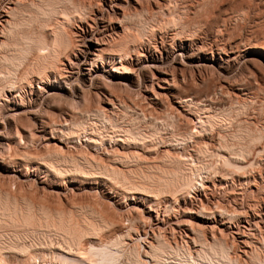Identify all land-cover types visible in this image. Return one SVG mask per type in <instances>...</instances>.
Returning <instances> with one entry per match:
<instances>
[{"label":"bare ground","instance_id":"obj_1","mask_svg":"<svg viewBox=\"0 0 264 264\" xmlns=\"http://www.w3.org/2000/svg\"><path fill=\"white\" fill-rule=\"evenodd\" d=\"M85 2L82 0H0V98L3 97L8 102V105L2 107L0 113L2 117L11 114L12 118L16 119V122L15 119L12 122H15V130L18 134H20V128L25 125L34 127L41 132L42 138H45L49 146H47L49 160L43 164L56 178L69 177L72 179V183L90 180L92 182L86 184L91 185L103 182L110 185L111 189L121 188L131 194L135 203L139 199L136 195L143 196L152 202L146 211L148 218L151 219L152 211H155L153 206L155 200L159 199L160 201L161 198L167 197L178 201L179 198H192L200 189H209L206 182H209L207 179H210L211 176L204 178L201 174L203 170L204 173H208L207 175L215 174L214 178H218L216 175L221 174V176L219 175L220 182L225 179L226 172H229L222 173L224 169L219 171L222 166H215L212 163V165L209 163L208 167L207 165L198 166L199 163L197 164L194 159L192 163H189L185 154L183 153V155L180 150H177L187 141L198 142L196 139L199 137V140H203L206 146L198 147V154L204 158L211 157V160L219 158L218 161H222L223 167L227 166L242 171L245 168L242 164L250 163L249 166L254 164L255 160L252 162L247 160H251L252 156L261 151L256 147V144L264 140L263 126L257 128L254 123L239 121L241 118L238 117L236 123L233 119L236 125L233 126L234 129L230 128L232 131L228 132L229 134L223 133L225 135H222L220 130L218 131L220 136L218 135L217 140L212 136L207 138L202 135V132L200 133L202 130L205 132L206 121L211 125L217 124L216 122H225L229 125L231 122L232 114L226 108L221 109L223 111L220 114L216 113L217 116L209 114V110L214 109L218 103L209 92H205L195 99H187L186 94L184 96L181 93H175V105L167 102L166 104H170L172 107L168 110L164 109L167 110V112L164 111L167 113L168 118L164 114L167 121L160 120L163 123L160 125H165L164 132L156 126L159 117L152 118L151 116L150 120L157 122L148 124L149 130L143 129L145 120H149L148 114L144 110V104L139 105L142 113H137L136 118L129 117L128 111H133L134 108L132 109V106L124 98L129 99L128 92L130 93L134 89L140 91L144 87L147 90L149 88L147 80L153 70L169 75V72L172 71L168 69L171 61L185 63L191 71L197 70L199 73L210 69L222 77H226L230 69L234 68L233 61L241 56L244 57V63L264 66V43L250 45L244 51L242 49V52L238 42L224 40L229 37L227 36L228 26L224 27L226 23L224 25L221 22L224 28H218L216 35L211 34L209 45H196L193 40L201 36L198 35L201 26L200 29L199 26H194L199 24L198 21L196 24L195 21L194 23L191 21L192 19H187V21L182 19L169 21L168 19L166 26L176 30L172 41H180L176 44L178 56L174 58L167 55V57L158 58L150 48L148 53L144 52L145 54H143L139 51L140 46L153 39L150 36L154 32L153 28H151L153 31L151 34L148 32L149 30L146 31L147 20L152 19V14L143 0H133L127 2L128 10L121 8L118 3L111 2L115 8L113 20V16L109 18L105 15L99 19L101 25L95 31L91 29L90 32H87L80 28L82 34H86L84 36L88 41V46L85 50H77L75 48L76 39L74 40L76 37H74V32L71 30L73 27L70 26V23L74 22L72 18L78 17L79 20L88 24L85 21V12L88 9V7L85 8ZM212 5L214 6V2ZM88 6L89 8L93 7L92 4ZM180 7L182 6L180 5ZM162 13L164 12L162 11ZM83 15L84 17H81ZM92 15L94 16V13ZM93 16L90 18L95 21ZM200 16L203 17L201 14ZM209 16L211 17L210 14ZM227 17V15H223L221 20L225 22ZM71 19L72 22H70ZM198 20H201V23L204 19L198 18ZM208 22L206 23L208 24ZM91 26L93 25H90V28ZM191 27H196L197 30H192ZM112 33L113 35H111ZM71 55L75 57L73 70L62 72L61 62H64L63 59L71 62L69 60ZM107 64H111L112 68L107 69ZM33 77L36 78H34L35 81L38 80L51 86L44 91L47 93V97L61 101V104L63 102V104L73 105V110L67 113L60 112L59 115L63 117L62 121L56 122L58 118L54 117V120L51 119L52 116L46 118L44 110L38 109L36 112L32 106H26V103L24 105L9 100L7 93L21 92L23 83H29L32 91L34 89L32 88ZM153 77L155 78L154 75ZM164 81L169 86L173 85H170L171 81L167 78ZM72 82H76L74 89ZM220 92L223 93L222 89L219 90V94H221ZM235 94L237 95V93ZM86 95H89L90 98L82 103L81 99ZM159 96L156 95L152 103L157 105L161 98ZM93 99L97 100L98 106L92 103ZM244 100H232L231 105L235 103L234 106L236 105L238 112H241L248 107V103ZM130 101L132 102V99ZM132 104L135 107V103ZM105 105H110L113 109L120 106L122 108L121 120L116 119L114 110L109 112ZM172 108L176 109L180 115L172 114V110H174ZM198 108H203L206 113L204 111L205 115L202 113L203 116L201 114L197 116L201 125V128L198 126L200 130L196 128L195 131H192V127L189 129L190 125L181 124L180 119L181 116L194 117ZM228 110L230 109L228 108ZM190 120L192 119H189L188 123ZM1 125L2 122H0V127ZM181 125L188 127V129L185 128L184 133L179 131L182 129ZM221 126H223L222 123ZM12 131L13 129L9 132L6 131V134L10 136ZM169 132L171 137L164 139L162 134ZM33 136L35 135L31 134L26 138L31 141L34 138H39V135L38 138L37 136L33 138ZM69 142H74L73 148L76 151L70 150L66 146V143ZM107 142L109 146L106 145ZM25 154L22 155L25 156ZM31 156L33 157V155ZM26 157L28 158L27 155ZM11 159L13 160H9L8 163H1L4 171H10L11 166L9 165L11 164L15 167H17L15 164H20L18 160L15 161V158ZM18 167L20 166L18 165ZM248 168L246 167V169ZM20 197L11 191L0 190V264H264V259L259 256L260 254L253 255L248 262L236 255L237 244L234 241H227L224 236L226 229L221 227H226L227 224L234 222L236 214H230L223 206L215 205L217 208L215 211L202 205L196 209H187L186 214L191 219H188V223L185 222L188 224V230L185 233L187 240L191 241L192 246H190V243L185 241L186 239L179 242L175 236L170 237L160 231L151 230V235L147 234V236L146 233L142 235L138 228L143 227L144 225L141 224H146L147 221L142 222V219L135 217L128 219L126 234L116 232L114 236L104 238V232L113 231V228L119 224L96 209H92L93 207L84 209L86 212L83 214V210L73 212L74 210L52 209L44 204L37 206L30 200L31 198L27 200L24 199L25 197ZM159 201L158 203H161ZM215 213L223 217V220L217 218ZM211 221L215 223L210 224ZM216 229L220 230V236L216 234ZM42 231L49 234V237L55 235L57 242L53 240L54 238L49 240L50 238L47 237L46 240L45 238L42 240L41 237L45 236L44 234L39 237ZM133 232L136 233L135 237L132 235Z\"/></svg>","mask_w":264,"mask_h":264},{"label":"rangeland","instance_id":"obj_2","mask_svg":"<svg viewBox=\"0 0 264 264\" xmlns=\"http://www.w3.org/2000/svg\"><path fill=\"white\" fill-rule=\"evenodd\" d=\"M82 1L83 2L86 1L85 2L86 3L85 8L87 9V7H88V9L86 10V12L88 14L85 12V18H86L85 21L88 22V24H85L84 22L79 20V18L77 17L76 19L72 18L74 22H72V19L70 21V22H72V23H70L71 24L70 26H72L73 28L69 27V28H71V30H73L74 37H76V38H74V40L76 39L75 40V44H76L75 48H77V50H79V49L85 50L88 46V41H86L87 39L84 36L86 34H82L81 29H84V31H87V32L88 31L90 32L91 29L95 31L96 28L99 25H101L99 23V19L105 17V15H106V17H109V18L113 16L112 17V20H113V18L115 16V12H114L115 8L111 4V2H113V4L118 3L119 6H121V8H124V10H128L127 2H130L133 0H95V1L94 0H92V1L91 0H82ZM143 1L145 2V6L147 5V7L150 8L149 11L151 10L150 14H152V16H151L152 19L156 16L155 20L153 19V21L151 18L149 19L150 21L147 20L148 21L147 25L149 27L147 25H145V26H147L146 31L149 30L148 32L150 34L153 31L154 32L152 33V35L149 34L150 36H152L151 38H153V39H150V42L143 43V45L140 46L139 51L141 53L143 52V54H145L144 52H147L148 49L150 48L152 50V53L158 58L159 57H161V58L167 57V55H168V57H174V58H175V56L176 57L178 56L179 53L176 52V50H177L176 44L180 43V41H178V40H175L174 42L172 41L173 34L176 33V30H174L172 27L169 28L166 26L168 23L167 22L168 19H169V21L170 20H179V19H182L183 21H185V20L187 21V19L188 20L192 19L191 21H193V23H194V21L196 22V24L199 23L198 25H194L196 27L199 26V29L201 26V30H200V32H198V35H201V36H198L197 37L198 39H194L195 41L193 40V43H195L196 45L197 44L209 45L211 43V39L209 40V38H211V34L216 35V33H218V31H217L218 28H220V27L224 28L226 26H228V35L227 36H229V37H226L224 40H227L228 42H231V41L232 42L233 41L238 42L241 45V51H242V49L244 51L250 45L254 46V45H256V43L257 44L264 43V0H225V1L224 0H143ZM215 1H216V3H215ZM213 2H214V6L212 5ZM89 4H92L93 7L91 6V8H89V6H88ZM206 4H208V5H206ZM100 5H101V8H99ZM180 5L182 7H180ZM210 5H212V6L210 7ZM175 7H177V8H175ZM184 7H185V9H184ZM205 8H207V9H205ZM90 9H91V11H90ZM202 9H203V12H202ZM164 10H166V11H164ZM162 11L164 13H162ZM177 11H179V12H177ZM182 11H183V13H182ZM91 12H92V14L94 13V16L91 14ZM198 12L199 13L202 12L200 14L203 17H201L200 14H197ZM171 13H173V14H171ZM181 14H183V15H181ZM209 14L211 15V17L209 16ZM164 15H166V16L168 15L171 17L167 16L168 17L167 18ZM223 15L228 16L226 18L227 21L225 20V22L223 20H221V16H223ZM92 16L94 19H96L95 21L93 20L94 22L92 21V18H90ZM81 17H84V15ZM170 18H174V19H170ZM194 18H195V20H194ZM198 18H202V20L204 19L205 22L203 20V22L200 23L201 20H198ZM89 19H91V20H89ZM157 19H158V21H157ZM209 19H211V20H209ZM164 20L166 21V24H165ZM208 20H209V22H208ZM197 21H198V23H197ZM206 22H208V24ZM221 22L224 25L226 23V25L223 27L222 26L223 24ZM202 24H203V26H202ZM90 25H93V26H91V28H90ZM154 26H155V28H154ZM196 27H194V28L191 27V29L197 30ZM151 28H153L152 29L153 31L151 30ZM155 31H157V32H155ZM232 34H233V36H232ZM109 35H110V32H109ZM111 35H113V33ZM183 36H186V35H183ZM199 37H201V38H199ZM233 37H234V39H233ZM220 42H222V41L220 40ZM146 44H148V45H146ZM91 48H92V46H91ZM92 51H93V48H92ZM230 55L234 58V56L232 54H230ZM223 56L225 57L224 54H223ZM210 57H212V56L210 55ZM69 58H70L69 60H71V62L64 60V59H63L64 62H61L62 65H60L61 66L60 69L62 70V72H65L68 70H71V71L73 70V68L75 66V65H73L75 63V57L73 55H71ZM181 58H183V57H181ZM243 58L244 57L241 56V57H239L233 61L234 62V68L232 67L233 69L232 68L230 69L229 73L226 74V77H222L221 75L214 73L210 69H209V71L204 70L206 72L202 71L201 73H199V71H197V70L191 71L190 67L185 65V63L180 64V63H174L172 61L169 62L170 64L168 63L169 65L167 64L169 66V68H168L169 71L170 70L174 71L173 73H172V71H170L169 75L161 74V73L157 72L156 70H153V72H151L152 74L149 75V79L147 80V82H148L147 85L149 87V88H147L148 91L145 90L144 87L142 88L143 90H140V91L134 89V90H132V92L131 91H130V93L128 92V98L129 99L124 98V100L132 106L131 108L132 109L134 108L133 111L132 110L128 111L129 117L134 116L136 118L137 113L138 114L142 113L141 107L139 105L144 104L143 105V106H145L144 110H145V113L148 114L147 117L149 120H145V124H143V129L149 130V125L157 122L155 120H152L153 121L152 122L150 120L151 116H152V118L159 117L160 119L159 118H157V119L159 121L162 119V122L164 120L167 121L166 118H168V117L166 116L167 113H165V112H167V110L170 109V107H172L170 104L175 105V101H174V100H176L175 99L176 98L175 93H179V94L181 93L184 96L186 94V97H188L187 99H195L197 96L203 95L205 92L206 93L209 92L212 97L214 96V99L216 100V102H218L217 105L214 106V109L212 108L211 110H209L210 111L209 114H211L212 116L213 115L217 116L216 113L220 114L226 108V110L230 111L231 112L230 114H232L230 117V121L233 123L230 122V124L228 125L225 122H216L217 124H213L214 125L213 126L206 121L205 122L206 127L204 128L205 132H204V130L200 131V133L202 132L203 136L205 135L207 138L212 136L214 139L216 138V140H217L218 137L220 136V134L225 135L228 132L230 133L232 131V129L235 128L233 126L236 125L235 123L239 118H241V119H239V121H241V122L245 121L248 123L250 122V124L254 123L257 126V128L258 127L262 128V126L264 127V111H263L264 110V66H261L259 64H255V63H253V64L244 63L245 60ZM178 62H181V60H178ZM171 63L175 66H173ZM245 64H247L248 66ZM62 68H64V69H62ZM106 68L111 69L112 68L111 64H107ZM153 75L155 76V78L153 77ZM134 77H136V75H134ZM34 78L35 77H33V79H32V85H33L32 88H34L32 91H31V86L29 85V83H27V84L23 83V86H22L23 88H22L21 92L15 91L12 93H10V92L7 93L9 96L8 97L9 100L15 101V102L20 103V104L23 103L24 105L26 103L27 104L26 106H28V105L32 106V109L36 112L38 109L42 110V111L44 110L43 112L45 113L46 118H49L52 116L51 119L53 118L55 120V118L56 119L58 118L56 120V122H60L59 120L62 121L63 117L61 115H59L60 112L62 111L64 113H67L68 111L73 110V105H71L69 103L63 104V102L61 104V101L52 100L49 97H47V93H45L44 91H45V89L51 88V86H49L47 84H43V82H39L38 80L35 81ZM166 78L171 81L170 85L173 84L172 86H169L167 83H165L164 80ZM73 87L76 88V82H72V88ZM222 87H224V88H222ZM164 88H168V89H164ZM220 89H222V91H223V93L220 92L221 94H219ZM138 91H139V93H138ZM235 93H237V95ZM20 94H21V96H20ZM156 95L157 96L160 95L159 98L161 97L159 100V103H158L160 105L157 104L158 106L156 104L152 103V102H154ZM88 98H90V96L86 95V97L81 99V102L83 103L84 100L87 101ZM131 99H132V102L130 101ZM90 100H88V101H90ZM133 100H135V101H133ZM232 100H239V101L244 100V101H246L248 103V107L246 108L247 110L243 109L241 112H238L236 105L234 106L235 103H233L231 105ZM156 101H158V100H156ZM167 102L170 104H166ZM92 103L95 105L97 104V106H98V102L96 99H93ZM132 103H135V107L133 106L134 104H132ZM141 103H143V104H141ZM220 104L222 105V107ZM5 105H8V102L5 101V99H3V97L0 98V108H1L0 111L2 110V107H4ZM117 105H118V103H117ZM251 105H252V107H251ZM105 106H106V108H108L109 112H112L114 110L113 112L116 113V115L114 114V116H116V119H118L119 121L121 120L122 108L120 106H118L115 109L111 108L110 105H105ZM166 106H168V107L166 108ZM249 106H250V108H249ZM228 108L230 110H228ZM164 109H167V110L165 111ZM172 109H174V108H172ZM202 109L198 108L199 111L196 110V112L194 113L195 116L194 115H193L194 117L191 116L192 118L181 116V119H180L181 124H184V125L188 124L187 126L190 125L189 129H191V127H192V129H191L192 131H195L194 129H196V128L200 130L201 125H200V122L198 120L199 118L197 116L198 115L200 116V114L203 116L202 113H204V111L206 113V110H204V109L202 110ZM221 109H223V110H221ZM162 110H163V112H162ZM233 110H235V111H233ZM236 110L238 113L236 112ZM135 111H136V113H135ZM152 111H153V113H151ZM174 111H175V113H174ZM38 112H40V111H38ZM197 112H200V113H197ZM205 113H204V115H205ZM241 113H242V115H241ZM149 114H150V116H149ZM164 114H165L166 118H165ZM172 114H174V115L178 114L177 110L176 109L172 110ZM178 115H180V114H178ZM237 115H240V116H237ZM0 116H1V113H0ZM8 117H10V118H8ZM12 117L13 116H11V114H7V115H5V117H2V116L0 117V122H2V125L0 127V133L2 134V136L0 134V190L11 191L16 196L19 195V196H21L20 198L25 197L24 199H27V200H29L31 198L30 200L33 201L35 205L38 206V204L39 205L44 204L45 206L47 205L48 207H50L52 209H60V210H64V211L74 210L73 212H77L78 210H80V211L83 210L82 212L84 214L86 212V211H84V209L86 210L87 207L88 208L93 207L92 209H94V210L96 209V211L103 213L106 217H110L111 220H114L119 224V226L117 225V227H116L117 229L113 228V231L108 230V231L104 232L103 233L104 238L106 236L107 237L114 236L116 232H122V233L126 234L128 232V230L126 229V228H128V225H127L129 223L128 219L135 217L138 219L140 218V220L142 219V222L147 221L146 224L145 223L141 224V225H144L143 226L144 228L142 226H141L142 228L141 227L138 228L139 232L142 235L144 233H146V235L147 234L151 235L150 234L151 230H153V231L155 230L156 232L160 231L163 234L170 236V237L175 236V238H177V240L179 242H182L183 239L184 240L186 239L185 241H188L190 243L191 241L189 239L187 240L186 233H185L188 230V224H187L188 222L187 221H189L188 219H191L190 216L188 214H186L187 209L188 210L192 209V208L196 209L198 207H201V205H202V206H205V207L210 208L211 210L215 211L217 209L216 208L217 205L220 207L223 206V208L227 209V211H229L230 214H233V213L236 214L234 222L227 224L226 227L221 226V227L226 229L224 232L225 233L224 236L227 238V241L228 240H229V242L234 241L237 244V249H236L237 251L235 252L236 255L239 256L240 258H242V260H244L246 262L250 261L252 256L256 255V254L257 255L260 254L259 256L264 259V140L260 141V143L258 142L259 144H256L257 145L256 147L261 149L260 153H262V154L261 155H260V153L255 154L254 156H252L253 158L251 157V160H249V159L247 160L250 162L255 160L254 164H253L254 166L253 165H252L253 167L249 166L250 163L249 164H247V163L242 164L243 166H245L244 170L242 169V171H240L239 169H235V168L231 169V167H227V166L223 167L222 161H220V160L218 161L219 158H213L211 160V157L210 158L207 156L205 158L201 157L198 154V150H199L198 147H200V146L203 147V145L206 146V144L203 142V140H201V139L199 140V137H198V139H196V141L197 140H198V142L200 141L199 144H198V142H195V141H194V143L192 141L191 142L187 141L188 143L187 142L184 143L183 146L181 148H178L177 150L178 151L180 150V152L182 154L183 153L185 154V155L184 154L183 155L188 159L189 163H192L193 159L197 162V164L199 163L198 166L207 165V167H208L212 163L215 166H217V165L222 166V168L218 167L219 171L224 169L222 173H225L226 171H229L230 173L226 172V177H224L226 180L223 179V181L220 182L219 180L221 177H219V175L221 176V174H217L216 176H218V178L217 177L214 178L213 176H215V174L214 175L210 174L211 173L210 172L209 173L210 175H207L208 173H204V170H203L201 174H203L202 176H204V178L211 176V177H209L210 179H207V180H209V182H206L207 186H209L208 187L209 189H206V190L200 189V190L196 191V193L194 194V196L192 198L191 197H187L185 199L179 198L178 201H175L173 199H169L167 197L164 199L161 198V200H160L161 203H158L159 199L155 200V202L153 203L155 211H152L153 213H152V215H151L152 217L150 219V218H148L149 216H148V214H146V211H147V208H149V206L152 205V202H149V200L148 199L146 200V198H144L143 196L140 197L139 195H136V197L139 198L138 200H136L137 201L136 202L137 204H136L135 201H133V196L131 194L126 193L121 188H120L121 190L119 188L111 189L112 187L110 185H107L103 182H100L99 184L91 185V184H86L88 182L91 183L92 181H90V180L83 181L82 183H72L71 182L72 179L69 177H66L65 179L64 178H62V179L56 178L47 169L46 165H44L49 160L48 159L49 156L47 154L49 148L47 149V146H48L47 141H45V138H42L41 132L34 129V127H30V126L27 127L25 125V126H22L19 130L20 134H22V135L18 134L17 131L15 130L16 119L14 118L15 122H12V121H14V119ZM188 118L192 119V120H190V123H188L189 122ZM233 119L235 120V123H234ZM159 121L156 123L157 124L156 126L160 130L162 129V131H163L165 125L164 126L160 125L163 123L161 121H160L161 122L160 123ZM221 123L223 126H221ZM193 124L195 126H192ZM184 125H181L182 129L181 130L179 129L180 132L183 131V133H184V131L186 129H188V127L184 126ZM6 126H8V127H6ZM146 126H148V127H146ZM217 127H219V128H217ZM183 128H184V130H183ZM230 128H232V129H230ZM12 129H13V131L10 134V136L8 134H6L7 132L11 131ZM215 130H216V132H215ZM219 130H220V134H218ZM30 132H32V133H30ZM212 132H214L215 134L214 133L212 134ZM223 133H225V134H223ZM31 134L37 136V138L39 135V138L35 139L34 138L35 136H33L34 139L32 141L29 138L27 139L26 137L29 135L31 136ZM170 134L171 133L169 132L168 134L163 133L162 135H164L163 136L164 139H168L169 137H171ZM47 136H49V135H47ZM189 140H191V139H189ZM34 142H36V143H34ZM69 143H66V146H68L70 150L76 151L73 148V146L75 145L74 142H69ZM76 145H78V144H76ZM106 145L109 146V143L107 142ZM186 146H188V147H186ZM9 147H10V149H9ZM14 150H16L17 152ZM22 154L23 155L25 154V156H23ZM26 155L28 156L29 159L26 157ZM31 155H33V157ZM11 158H15L16 160L15 159L14 160L16 162L18 160V162H20V164H15L17 167H15L11 164V165H9V166H11L9 168L10 171H4L1 167L2 166L1 163L2 164L8 163L9 160L10 161L13 160ZM21 158H22V160H21ZM189 160H191V161H189ZM18 165L20 167H18ZM21 165H22V167H21ZM24 165H26V166H24ZM225 167H226V169H225ZM246 167L247 168L249 167V168L246 169ZM209 168H211V167H209ZM235 172H236V174H234ZM212 173H213V171H212ZM227 173H228V175H227ZM211 180H212V182H210ZM213 180H215V181H213ZM213 182L217 183L218 186L215 183L213 185ZM170 206H171V208H170ZM157 208H158V210H157ZM157 211H158V213H157ZM171 211H173V212H171ZM169 212H170V214H169ZM215 215L217 218L223 220V217L219 216L218 213H215ZM165 216H167V217H165ZM150 220H151V222H150ZM185 222H187V223H185ZM213 223H215V222H212V221L210 222V224H213ZM156 224H157V226H156ZM217 229H216V234L218 236H220L221 235L220 230H217ZM42 233H43V231H42ZM42 233L41 234L39 233L40 235L38 234L39 237H41V235L44 236L45 231L43 234ZM132 235L135 237L136 233L133 232ZM54 236L55 235H52V237H49V234H45V236L41 237V238H42V240L44 238L46 240V237L48 239L50 238L49 240L54 238L53 240H55L57 242V240ZM190 246H192L191 243H190Z\"/></svg>","mask_w":264,"mask_h":264}]
</instances>
